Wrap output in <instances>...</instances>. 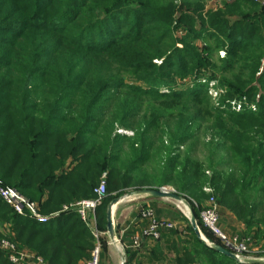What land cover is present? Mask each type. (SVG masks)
I'll use <instances>...</instances> for the list:
<instances>
[{
  "label": "trees",
  "instance_id": "1",
  "mask_svg": "<svg viewBox=\"0 0 264 264\" xmlns=\"http://www.w3.org/2000/svg\"><path fill=\"white\" fill-rule=\"evenodd\" d=\"M207 1L0 0V180L53 215L38 223L0 197V241L48 264L88 261L95 238L63 208L95 197L106 174L104 234L114 199L171 186L211 244L222 246L201 220L212 197L264 244V6ZM182 218L180 246L177 231L162 236L175 264H250ZM0 264H14L1 249ZM126 264H144L143 243Z\"/></svg>",
  "mask_w": 264,
  "mask_h": 264
},
{
  "label": "built area",
  "instance_id": "2",
  "mask_svg": "<svg viewBox=\"0 0 264 264\" xmlns=\"http://www.w3.org/2000/svg\"><path fill=\"white\" fill-rule=\"evenodd\" d=\"M232 1L233 0H214V8H221L223 6V2L230 3ZM251 1L264 6V0ZM220 55L223 57L225 53L220 52ZM212 86L210 94L216 98L218 96V92H216V89L214 88L215 85L212 84ZM118 132L128 134L129 136L133 135V132L124 130H118ZM160 189L165 192L176 194L175 189L172 187L164 186ZM205 190L206 192H211V189L209 188H206ZM94 194L95 197L93 198L75 201L64 206L63 212L76 211L80 215L83 222H85L90 228L91 233L95 238V246L92 250L91 257L85 262V264H104L102 262L104 233L99 231L97 227L95 210L99 205H101L107 196L106 174L102 176L99 186L94 190ZM0 197L4 200V202L11 206L17 214L29 216V218L38 223H48L51 219H53V215H46L41 212L38 203L29 201L16 189L3 185L1 180ZM132 197L133 196H130L129 198ZM180 202L184 203L185 200L182 199ZM139 215L142 220L144 219L147 222V225L142 230V233L134 238L132 248L135 250L141 247L143 240L150 239L153 241H160L164 233L176 229L175 222L159 218L156 211L152 208H143V206H141L139 208ZM201 220L203 225L212 233V235L221 242L222 246L237 256L238 262L245 263L248 259V256L246 258V255L250 252L252 240L250 237L242 236L239 233L230 234L221 227L220 207L214 197L210 198L207 203V207L201 211ZM108 242L110 244L115 243L110 239ZM0 249L9 253L10 261L14 264H48L35 252L28 249L18 250L13 243L7 240L0 241Z\"/></svg>",
  "mask_w": 264,
  "mask_h": 264
},
{
  "label": "crops",
  "instance_id": "3",
  "mask_svg": "<svg viewBox=\"0 0 264 264\" xmlns=\"http://www.w3.org/2000/svg\"><path fill=\"white\" fill-rule=\"evenodd\" d=\"M129 199L130 200H121L114 206L113 221L115 230V243L110 244L108 242L104 247L102 252V262L104 264H122L123 261H126L128 250L136 251L132 248L134 238L139 236L147 225V222L144 219L142 220L139 215V208L141 206H143V208L146 207L154 209L158 217L161 219L173 221L172 218H174V215L171 210L173 207H175V202H180L179 200L171 197H153L147 195L133 196ZM220 214L221 227L226 232L230 234L244 233V225L240 223L232 213L220 208ZM174 220L175 221L173 222L176 224V229L174 231L178 232L175 240L178 242V246H180L179 240L184 241L189 235V232L184 229L186 224L184 221L178 219L177 221L175 218ZM168 234H171V232ZM105 236H107L109 241L110 237L108 233L104 234V238ZM172 243V238L165 239V237L160 241H153L150 239L143 240L144 264H175L176 255L174 251L171 250ZM153 250H155L154 254L152 253ZM156 255L160 256L156 258ZM249 256L247 260H261L255 253ZM80 264H85V262H81ZM256 264H264V260H261V262Z\"/></svg>",
  "mask_w": 264,
  "mask_h": 264
},
{
  "label": "water",
  "instance_id": "4",
  "mask_svg": "<svg viewBox=\"0 0 264 264\" xmlns=\"http://www.w3.org/2000/svg\"><path fill=\"white\" fill-rule=\"evenodd\" d=\"M146 195L147 196H153V197H171V198H174L176 200L182 201V199L177 194H174L171 192H165V191H162L161 189H143V190H140L134 194H128L127 196L130 197V196H146ZM121 200H122V198H116L108 206L107 230H108V235L112 241H115V230H114V221H113L114 206L116 204H118ZM189 210H190V223H191V226H192L194 232L196 233V235L201 240H203L205 243H208L206 237L203 235V233L201 232V230L198 227L196 216L194 215L192 209L189 208ZM209 245L216 252L221 253L227 257H230V258L238 261L237 256L235 254H233L231 251H229L227 248H225L219 244H209ZM259 262H261V260L250 259V260L245 261V263H250V264L259 263ZM122 264H126V261H123Z\"/></svg>",
  "mask_w": 264,
  "mask_h": 264
},
{
  "label": "rangeland",
  "instance_id": "5",
  "mask_svg": "<svg viewBox=\"0 0 264 264\" xmlns=\"http://www.w3.org/2000/svg\"><path fill=\"white\" fill-rule=\"evenodd\" d=\"M214 5H215V2H214V0H212V1H210V0H208L207 2H206V8H208L207 10H210V9H212V8H214ZM214 9H216V8H214ZM213 9V10H214ZM217 10V9H216ZM133 136V135H132ZM199 136H200V143H199V146H198V152H197V156L199 157V158H202L203 157V155L204 154H206L205 152H206V150L204 149V147L202 146V144L205 142V135H204V131L203 132H201L200 134H199ZM102 179V178H101ZM101 179H100V181H101ZM122 200H130L129 199V197L127 196V195H125V196H123L122 197ZM183 200H185V199H183ZM175 207H173V209L171 210V212H173V215H174V218L177 220H183V218L181 219V215L182 216H184L185 217V219H187L188 221H190V212H189V209H188V207L189 208H191L190 207V205H189V203L187 202V200H185V203H182V202H179V203H176L175 202ZM218 204V203H217ZM179 207V208H178ZM205 207H207V204H206V206ZM220 207V206H219ZM174 218H172V220L173 221H175L174 220ZM180 218V219H179ZM177 220V221H178ZM186 224H185V226H184V229L186 230V231H188V223L187 222H185ZM191 224V223H190ZM251 238V237H250ZM207 239V238H206ZM207 241H208V245L209 244H211L210 243V241L207 239ZM105 247V246H104ZM29 250V249H28ZM253 251H255V252H253ZM256 254V255H258L257 257H259L261 260H264V244H263V242H261V244L259 245V246H257V245H255V243H253V240H252V245H251V249H250V252L248 253L249 255H251V254ZM246 255V258H247V256H249V255ZM249 257H251V256H249ZM248 257V258H249Z\"/></svg>",
  "mask_w": 264,
  "mask_h": 264
}]
</instances>
